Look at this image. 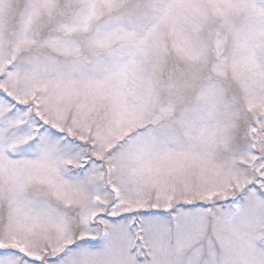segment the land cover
I'll return each mask as SVG.
<instances>
[{
    "label": "snow or ice",
    "instance_id": "6c2138e0",
    "mask_svg": "<svg viewBox=\"0 0 264 264\" xmlns=\"http://www.w3.org/2000/svg\"><path fill=\"white\" fill-rule=\"evenodd\" d=\"M0 264H264V0H0Z\"/></svg>",
    "mask_w": 264,
    "mask_h": 264
}]
</instances>
